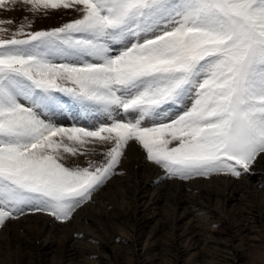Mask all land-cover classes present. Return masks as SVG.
<instances>
[{"label": "snow or ice", "instance_id": "6c2138e0", "mask_svg": "<svg viewBox=\"0 0 264 264\" xmlns=\"http://www.w3.org/2000/svg\"><path fill=\"white\" fill-rule=\"evenodd\" d=\"M17 5L78 16L36 31L0 18V226L33 213L70 220L117 174L130 142L166 178L254 174L264 155V0H0ZM73 108L108 123L43 118ZM96 144L110 145L104 162H62Z\"/></svg>", "mask_w": 264, "mask_h": 264}, {"label": "bare ground", "instance_id": "6f19581e", "mask_svg": "<svg viewBox=\"0 0 264 264\" xmlns=\"http://www.w3.org/2000/svg\"><path fill=\"white\" fill-rule=\"evenodd\" d=\"M116 171L118 175L113 176L103 188L93 193L91 200L78 208L68 223H58L45 215L46 213L7 220L0 229V248L7 250L11 245L17 244L16 247L23 258L33 256L40 263L46 261L54 248H59L60 259L57 264H79L78 255L81 250H77L76 244H82L83 239L92 234L86 223L96 222L87 210L93 205L102 206L103 203H108L112 187L116 188L114 194L119 195L120 202H124L128 207L125 211L112 209L110 214L105 213L103 216L109 224L128 222L131 228L134 227L132 258L135 264H146V259L143 258L146 248L140 239L145 228L151 223L152 230L147 234V238L152 234L151 238L155 239L156 235L166 229L172 231L169 246L173 251L174 264H189L191 257L208 254L205 248L211 249L210 252H223L222 248L225 246L218 240V236H214L218 235L220 230H216L217 234H212L209 239L206 234V237L199 235L200 231H214L213 225L228 224L232 226V230L235 227L240 233L252 231L253 228L245 227L248 220L246 214H250L252 220L263 224L261 226L264 227V155L255 162L252 175L235 178L231 175L213 174L207 178L180 180L166 178L165 173L147 160L145 151L135 142H130ZM118 178L123 181L117 180ZM120 183L123 185H118ZM258 196L259 205L249 206L251 198ZM254 207L256 209H253ZM224 212L229 216L223 214ZM158 240L152 238V241L148 242L161 248ZM206 242L211 243L210 248L205 246ZM109 243L111 242L100 241L102 248H109L110 258L114 259L113 264L122 263L118 261L121 259L119 252L113 246L108 247ZM232 246V259L235 261L240 258V253L236 244Z\"/></svg>", "mask_w": 264, "mask_h": 264}, {"label": "rangeland", "instance_id": "374dc122", "mask_svg": "<svg viewBox=\"0 0 264 264\" xmlns=\"http://www.w3.org/2000/svg\"><path fill=\"white\" fill-rule=\"evenodd\" d=\"M77 16L78 14H76L71 9H59V10L49 9L46 15L43 12L38 13V14H32L29 11H27L23 5H17L14 9L12 8L0 9V18H11L12 20L16 22L13 25L7 26L10 29H14L16 27V24L22 21L24 23H27L28 21H32L31 30L33 31L48 29L51 27L60 26L61 24L66 23L69 20L76 18ZM3 35L5 34L0 33V36H3ZM64 99L66 101L68 100L67 97H64ZM74 110H77V109L73 108V111ZM77 113H79V111H77ZM77 113L75 114L72 113V115H70L69 111H65V112H58L55 115L44 114L43 118L51 119L58 126H65V127L78 126V127L89 128L90 130L94 129L95 127H98L99 124L101 123H108L107 119L102 116H96V117H90V118L83 116V119H84L83 121L85 124H83L82 121L80 122L81 124L76 123L77 121H79L78 120L79 117L76 116ZM118 118L123 119V117H118ZM145 126H150V124H145ZM136 144L137 146L141 147L138 143ZM171 146H174V143ZM89 147L96 148V151L94 154H89L87 157L84 155H77V156L65 155V159L62 162L65 164L66 167H75L77 165H79L80 167H85L87 166L89 159L94 160L97 164L104 162L105 157L103 156L102 152L105 151L107 147H110V145L102 146L100 144H96V145H89ZM156 167L159 170H161L163 173H165L162 168H160L157 165ZM135 169H137L136 166H135ZM115 175H118V174H115ZM112 177H110V179ZM117 180L123 181V179L121 178H118ZM118 185H123V183H120ZM101 188H103V186ZM115 191H116L115 187H112L110 190V194H111L110 201L111 202L109 201L108 203L107 202L103 203L104 205L102 206L93 205L92 208L90 207L87 210V212L92 214L91 217L96 222L95 224L86 223L87 228L92 231V234H91L92 236L91 235L86 236L83 239L82 244H79V243L76 244L77 250H81L80 251L81 254L78 255L80 259L79 264H113L114 259L112 257L110 258L111 252L109 248L107 247L102 248L100 241H104V242L110 241L111 242L109 243L108 247L113 246L115 247L116 251L119 252L118 254H120L121 259L118 261L122 262L120 264H135L132 258V254H133L132 239H135L134 238L135 236L134 227L131 228V225L128 222L125 224H119V223L109 224V222L106 220V217L103 216V214L105 213L110 214L112 212V209L116 211L118 210L125 211L126 207H128V205L125 204L124 202H122L123 204L120 202L121 198L119 197V195L114 194ZM118 194L120 193L118 192ZM259 199H260L259 196L251 198L249 206H256L257 204L259 205L260 203ZM119 207L121 210L119 209ZM253 209H256V207H254ZM33 214H36V213H33ZM41 214H45V213H41ZM223 214H225L226 216H229L227 212H224ZM27 215H32V214H26V216ZM45 215H48V214H45ZM50 217L54 219V217L52 216ZM246 217H248V220L247 222H245V227L248 226L249 228L250 227L253 228L252 231L250 230V231L240 233V232H237V229H235V227H233V230H232V226H229L228 224L227 226L226 225L225 226L224 225L222 226L213 225V228H215V230L212 232L210 231L208 233L207 232L204 233V231H200L199 232L200 236L203 234V237L207 236V238L209 239V236H211L212 234H217L216 230H220L218 231V235H214V236H218L217 237L218 240L221 241L225 247L222 248L223 252L222 250L210 252L209 250L211 249L205 248L208 254H205L204 256L195 255V257L194 256L191 257V259L189 260V264H264V227L261 226L263 224L260 225V223H257L254 220H252L250 218L251 217L250 214H246ZM11 220H14V219H11ZM55 221L58 223H68L69 220L65 222H60L57 220ZM151 226H152V223L149 224V226L145 228L141 236V239H140L141 243L145 244V248H146V250L144 251V255H143L144 256L143 258L146 259V264H174L173 263L174 257L172 254L173 251L171 250L169 246L171 244L170 241L172 238V233H171L172 231L170 229H166L162 231V233H159L158 236L157 235L155 236V239L158 238L159 239L158 241L161 243V248L160 247L158 248L155 244L149 243L150 241H152V238L153 240H155L154 237L151 238L152 234L150 235V238H147V234L152 230ZM2 227L3 225L0 226V229H2ZM74 228L76 227L74 226ZM204 234H206V236ZM204 244L206 247H209V248L211 246L210 245L211 243L209 242H206ZM234 244L237 245L238 252L240 253V258L236 259L235 261L232 259L233 251H231L232 250L231 246ZM16 245L14 244L11 245L10 246L11 248H8L7 250L5 248H0V258L2 259V260L0 259V264H57L60 259L59 258V255H60L59 248H56V249L54 248L51 254L48 255L45 262L40 263L33 256L31 257L28 256V257L23 258L21 256V252H19V249L16 247ZM83 247L84 248L86 247V248L84 249Z\"/></svg>", "mask_w": 264, "mask_h": 264}]
</instances>
